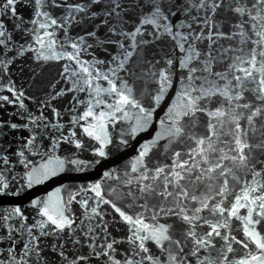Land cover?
I'll return each instance as SVG.
<instances>
[{
    "label": "snow or ice",
    "instance_id": "obj_1",
    "mask_svg": "<svg viewBox=\"0 0 264 264\" xmlns=\"http://www.w3.org/2000/svg\"><path fill=\"white\" fill-rule=\"evenodd\" d=\"M15 3L16 0H5L3 7L5 10L11 8L15 15L16 9L12 7ZM45 7L53 12L60 9L69 12V15L60 18L61 28L73 21L77 25L91 21L92 28L82 29L84 35L77 34L74 39L65 34L71 51L57 52L53 32L48 29L57 26L58 20L52 18L48 11H41ZM33 10L35 16L45 17L46 20H31L38 27L30 31L22 19L13 26L20 30L21 39L25 41L15 46V54L34 53V57L30 58L37 62L38 67L40 62L64 57L74 61L78 70L71 72V76L75 77L71 87L58 88L57 82H49L50 91L45 93V98L37 100L41 109L49 110L48 117L44 116L43 111L38 116L29 113L30 124L34 127L25 138L22 150L13 153L18 159L25 156L23 149L35 145L37 135L43 140L40 129L43 127L47 131L49 127L44 120L60 116L53 102L66 92H84V86L93 89L97 97L104 93L113 101L107 103L105 99H93L78 118H72V123L91 120L80 127L85 136L98 143L99 147H94L93 151L104 157L105 146L111 143L106 120L115 121L116 114L121 112L128 116L125 109L135 108L139 114L130 131V134H135L145 129L153 117V109L142 106L133 94V88L119 79L117 73L125 72L137 79L151 77L157 83L158 90L155 96H149L152 101L159 102L166 88L172 85L177 67L182 102L169 108L166 113L168 123L161 121V131L147 144L153 145L159 139L166 138V151L172 144L185 141L189 142V147L183 154L173 149L169 165H157L152 169L143 164V158L148 155L147 146H143L144 150L139 152L137 163L141 166L142 174L134 179L137 180L141 198L157 199L151 209V223L147 222L142 212L130 211V205H120L118 202L123 196L115 189H110L109 199H105L101 184L97 182L92 185L90 191L98 202L110 205L116 217L129 226L127 241L131 247L125 248L123 255L116 250L118 241L115 238L109 240L105 237L103 243L96 246L94 229L90 227L83 237L71 240L73 246L81 245L82 240L87 242L90 249L88 254L72 253L70 258L62 245L52 243V259H48V254L40 247L39 238L33 235V226L25 225L24 230L35 243L30 241L23 245L25 251L19 261L9 248L7 264H29L30 253L37 257L35 264H88L93 256L102 258L104 264H189L193 257L195 264H230L228 254L234 251L233 244L248 251L231 264H264V0H84L83 3L34 0ZM201 11L203 18L200 17ZM77 13L80 14L79 20ZM105 16L108 20L104 19ZM230 21L236 23L227 28ZM213 35L223 39L238 37L242 46H248V51L244 53L243 47L230 46L214 55L215 50L211 47ZM85 36L93 41L88 47L94 46L103 53L112 47L117 52L116 55L108 53L107 60L97 61L106 68L108 62L114 65L107 68L102 76L99 71H90L87 62L79 59V53L83 51L81 45L86 43ZM13 39L7 33L3 20H0V46L8 48ZM203 40L211 42L207 49L200 46ZM25 44H30V47H25ZM169 45L171 52L165 50ZM176 49H179L178 54H175ZM229 51L234 53L230 62L223 66L222 71L216 70ZM237 52L242 55H235ZM12 63L11 59L0 60V87L10 94L0 96V100L6 103L19 101L24 95L5 75ZM68 73L66 65L63 72L57 75L67 80ZM33 75L37 73L33 71ZM96 80L106 82L108 87L95 85ZM76 103L82 101L77 99ZM94 104H106L109 112H95ZM20 107L24 105L21 103ZM72 110L69 108V111ZM201 126L203 132L198 131ZM3 127L17 129L19 125L0 121V129ZM23 127L29 128V124ZM52 127L58 129L60 126L52 124ZM60 139L77 150L84 147L83 139L76 132L68 137L61 134ZM52 146H56L55 141ZM44 147L48 145L44 144ZM3 152L0 149V153ZM54 160L57 163L51 167ZM0 161L7 165L9 156L0 154ZM71 163L77 164L78 161L72 160ZM62 167L63 162L59 158L50 156L47 163L27 173L28 186L55 175L56 170ZM133 171H136V165H133ZM241 172L245 176L243 183ZM104 176H109V173L105 172ZM127 183L131 185L132 180ZM7 189L6 180L0 177V192ZM74 199V196H70L68 203ZM31 204L44 218L36 222L42 235H49V231H44L47 226L57 236L61 233L79 236L74 219L66 214V206L58 198L33 199ZM80 204L86 206L89 201L82 200ZM98 206L92 207L91 213L101 219L97 229L106 231L107 225L102 221ZM140 207L148 211L146 203ZM242 209L246 214H241ZM12 211L15 216L24 218L20 207ZM204 212H208L209 216H204ZM160 216L174 217L175 220L171 224L167 221L161 223L158 219ZM9 219V216L3 217L5 222ZM232 221L239 222L240 238L232 234ZM201 226L202 235L197 231ZM81 231H84L83 227ZM215 238L222 242L217 255L213 257L209 251L201 259L202 251L215 249Z\"/></svg>",
    "mask_w": 264,
    "mask_h": 264
},
{
    "label": "water",
    "instance_id": "obj_2",
    "mask_svg": "<svg viewBox=\"0 0 264 264\" xmlns=\"http://www.w3.org/2000/svg\"><path fill=\"white\" fill-rule=\"evenodd\" d=\"M68 2L83 3L84 0H68ZM4 3L5 0H0V20H3L7 33L13 36L14 39L8 48L5 49L0 46V49H2L0 50V60H13V63L8 66L10 71L5 75L8 79L12 80L18 92L22 91L24 95L20 97L19 101L14 103H6L0 100V121L17 123L19 125L17 129H11L10 127L0 129V149L4 150L0 154H7L9 156L7 165L0 161V177L6 180L8 184L7 191L0 192V237H2L0 239V262L7 264L9 248L12 249V254L17 257V261L24 255L25 250L23 245L31 241L28 232L24 230L23 226L25 225L33 226V235L39 238L40 247L44 253L48 254V259H52L53 249L50 247L52 243L62 245L70 258L72 253L88 254L90 249L87 242L82 240L81 245L73 246L71 240L83 237L84 232L90 227L94 229L93 235L96 239V246L101 245L105 237L109 240L115 238L118 241L116 250L120 255H123L124 249L131 247L127 241V236L130 235L128 232L129 226L116 217L110 205L100 204L90 189L93 184L99 182L102 191L105 193V199H109L110 189H115L117 193L123 196V199L118 202L120 205H130V211L142 212L147 222H152L150 219L152 214L151 209L157 203V199L154 197L141 198L142 194L137 187V180L134 179V177H139L142 174L141 166L137 163V158L139 152L144 150L143 146H147L148 155L143 158V164L152 169L157 165H169L173 149L181 151L182 154L187 152L189 147V142L187 141L181 144H172L167 151L166 145H168V140L166 138L159 139L153 145L147 144V142L156 137L157 132L161 131L160 122L164 121L165 124L168 123L166 113H168L169 108L175 107L182 102V98L179 95L181 90L179 68L177 67L176 74L173 76L172 85L166 88L159 102L152 101L149 96V94L155 96L158 90L157 83L151 77L137 79L135 76L130 77L125 72L117 73L119 79L126 81L128 86L133 88V94L141 102L142 106L153 109V117L145 129L138 130L135 134H130L132 126L136 123L135 117L139 114L135 108L129 107L125 109L128 116H125L121 112L116 114L117 119L115 121L106 120V131L111 143L105 146L106 155L104 157H100L93 151L94 147H99L98 143L85 136L80 127V125L90 123L91 120L72 123V118L74 116L78 118L86 110L87 104L93 102V99H105L107 103H113V101L111 97H107L104 93L97 97L93 89L84 86L86 88L84 92H66L62 97L57 98L53 102V106L60 112V116H51L44 120V123H48L49 127L47 131H44L43 127L40 129L43 140L40 138V135H37L35 145L23 149L25 156L18 159L13 153L22 150L25 138L28 136L31 128L34 127V125L30 124L29 113L32 116H38L43 111L44 116L48 117L49 110L41 109L37 104V100L45 98V93L50 91V81L57 82L58 88L71 87V82L75 79V77L71 76V72L78 69L74 61H69L64 57L48 62H40V66L38 67L37 62L30 58V56L34 57V53L26 52L23 55H16L15 46L25 43V41L21 39L20 30L14 29L13 26L22 19L23 24L30 31L33 27H38L37 25H33L31 20L35 19L45 22L46 18L34 15V0H16V3L12 6L16 9L15 15H13L11 8L4 9ZM41 11H48L52 18L58 20L57 26H52L48 29V31L53 32L52 39L56 41L55 50L57 52L71 51L70 43L65 41V34L74 39L77 34L84 35L82 29L92 28L93 22L91 21L79 25L73 21L67 24L66 27L61 28L59 21L61 17L69 15L67 10L60 9L53 12L51 9L45 7ZM194 14L195 10H193ZM76 16L77 20H79L80 14L77 13ZM200 17H204L203 11L200 12ZM104 19L108 20V17L105 16ZM234 23L236 21H230L227 28H231V25ZM200 27L202 28L203 25L201 24ZM247 27L248 25L245 26L246 29ZM205 35L207 36L208 33H205ZM253 38L255 39V37ZM85 41L86 43L81 45L83 51L79 53V59L81 62H87L90 71H99L101 76L104 75L107 68H112L114 65L108 62L106 68L103 64H97V61L107 60L108 53L116 55L117 52L113 51L112 47L108 48L107 53L97 51L94 46L88 47V45L93 43L92 39L85 36ZM212 41L214 43L203 40L200 42V46L207 49L211 43V47L215 50L213 52L214 55L220 52L222 48L228 49L230 46L231 48L243 47L244 53L248 51V46H242L238 37L235 39H223L213 35ZM62 44L63 47H61ZM25 47H30V44H25ZM36 47H39V45H36ZM165 50L171 52V46L169 45ZM178 53L179 49H176L175 54ZM233 54L231 51L227 52L225 54L226 58L216 70L222 71L223 66L230 62ZM235 55H242V53L237 52ZM258 59L260 58L258 57ZM66 65L69 68L67 80L57 75L58 72H63ZM33 71L37 73L36 76L33 75ZM137 75H139L138 69ZM81 85H83L82 81ZM95 85L108 87L107 83L102 80H96ZM3 95L10 94L5 88L0 87V96ZM10 98L15 99L14 97ZM77 99L82 101V103H76ZM21 103L24 105L23 108L20 107ZM93 107L97 113L100 111L109 112L106 104L100 106L94 104ZM69 108L73 110L69 111ZM24 124H29V128H24ZM52 124H58L60 127L58 129L53 128ZM257 127L259 128V125ZM203 130L202 126L198 129L200 132H203ZM72 132H76L77 136L83 139L84 147L82 149L77 150L73 145H69L65 140L60 139L61 134L68 137ZM257 138H259V133H257ZM213 140L215 141V137ZM53 141L56 142L55 147L52 146ZM44 144H47L48 147H44ZM50 156L59 158V161L63 162V167L58 168L55 175H50L47 179L41 180L38 183L34 181L29 187L27 173L32 168H38L47 163ZM72 160H76L78 163L72 164ZM26 163L27 167L25 166ZM56 163L57 161L54 160L50 166L54 167ZM133 165H136V171H133ZM105 172H108L109 176H104ZM240 175L241 183H243L245 178L244 173L241 172ZM128 180H132L131 185H128ZM201 189L203 190L202 185ZM234 190L239 191V189ZM129 192H131V195H128ZM49 196L54 200L58 198L61 203L65 204L67 209L66 214L74 219L75 228L79 236H72L71 233H61L57 236L52 234L47 229V226H45L44 231H49V235L41 234L42 230L36 226V222L44 218L39 215L38 209L31 204V201L33 199H47ZM70 196H74L75 199L71 203H68ZM82 200H88L89 204L81 206L80 201ZM145 203L147 204L148 211L140 207V205ZM185 203L191 206L190 202L186 201ZM98 204L97 210L100 212L102 221L107 225L106 231H99L97 229V225L101 224V219H97L91 213V208L97 207ZM16 207L21 208L23 219L13 214L12 210ZM202 214L206 217L209 216L208 212ZM241 214L244 215L246 212L242 209ZM4 216H9L10 219L5 222L3 221ZM158 219L161 223L167 221L169 224L175 220L174 217L169 218L164 216H160ZM238 224V221L231 222L232 234L240 238ZM9 225H11V228H9ZM82 227L84 231H81ZM202 228L203 226L197 229L201 235L203 234ZM87 239H91V237H87ZM31 242L35 243V241ZM215 243V249L202 251L201 259L209 251L213 257L217 255L222 242L219 238H215ZM233 249L234 251L228 254L230 264L248 251L236 244H233ZM36 261L37 257L30 253L29 264H35ZM88 264H104V260L93 256L90 257ZM189 264H195V257L189 261Z\"/></svg>",
    "mask_w": 264,
    "mask_h": 264
}]
</instances>
